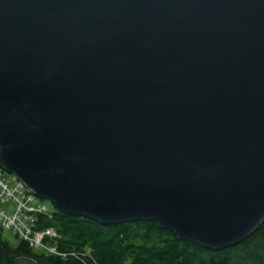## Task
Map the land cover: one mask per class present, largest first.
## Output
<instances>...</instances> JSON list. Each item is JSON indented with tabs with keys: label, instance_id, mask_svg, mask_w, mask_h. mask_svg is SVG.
Listing matches in <instances>:
<instances>
[{
	"label": "water",
	"instance_id": "water-1",
	"mask_svg": "<svg viewBox=\"0 0 264 264\" xmlns=\"http://www.w3.org/2000/svg\"><path fill=\"white\" fill-rule=\"evenodd\" d=\"M0 166L58 211L242 241L264 222V0H0Z\"/></svg>",
	"mask_w": 264,
	"mask_h": 264
},
{
	"label": "trees",
	"instance_id": "trees-1",
	"mask_svg": "<svg viewBox=\"0 0 264 264\" xmlns=\"http://www.w3.org/2000/svg\"><path fill=\"white\" fill-rule=\"evenodd\" d=\"M43 223L61 234L62 249L83 251L82 258L49 255L23 240L10 242L0 232V264H22L21 258L37 264H264V222L242 241L220 249L182 239L156 220L110 224L55 209Z\"/></svg>",
	"mask_w": 264,
	"mask_h": 264
},
{
	"label": "built area",
	"instance_id": "built-area-1",
	"mask_svg": "<svg viewBox=\"0 0 264 264\" xmlns=\"http://www.w3.org/2000/svg\"><path fill=\"white\" fill-rule=\"evenodd\" d=\"M3 170L0 166V232L8 230L15 239L49 255L82 258L83 251L62 249L61 234L54 227L44 225L43 222L51 219L54 213L47 200L16 174L7 176Z\"/></svg>",
	"mask_w": 264,
	"mask_h": 264
},
{
	"label": "rangeland",
	"instance_id": "rangeland-1",
	"mask_svg": "<svg viewBox=\"0 0 264 264\" xmlns=\"http://www.w3.org/2000/svg\"><path fill=\"white\" fill-rule=\"evenodd\" d=\"M3 171H4V173H5L7 176H11V173H10V172H8V171H6V170H3ZM47 204H48L49 208H50L52 211L55 210V207L52 205V203H51L50 201L47 200ZM3 237H4L6 240L10 241V242H15V237H14V236L11 234V232L8 231V230H5V231L3 232ZM35 250H37V251H42L41 249H35ZM20 262H21L22 264H37L34 260H32V259H30V258H21V259H20Z\"/></svg>",
	"mask_w": 264,
	"mask_h": 264
}]
</instances>
